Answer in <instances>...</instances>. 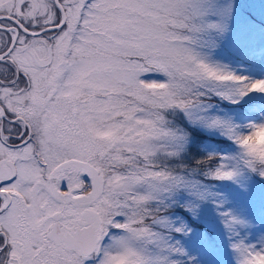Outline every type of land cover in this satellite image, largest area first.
Wrapping results in <instances>:
<instances>
[{"label": "snow or ice", "instance_id": "obj_1", "mask_svg": "<svg viewBox=\"0 0 264 264\" xmlns=\"http://www.w3.org/2000/svg\"><path fill=\"white\" fill-rule=\"evenodd\" d=\"M264 0H0V264H264Z\"/></svg>", "mask_w": 264, "mask_h": 264}, {"label": "rangeland", "instance_id": "obj_2", "mask_svg": "<svg viewBox=\"0 0 264 264\" xmlns=\"http://www.w3.org/2000/svg\"><path fill=\"white\" fill-rule=\"evenodd\" d=\"M254 142L257 146L264 145V135L257 136Z\"/></svg>", "mask_w": 264, "mask_h": 264}]
</instances>
